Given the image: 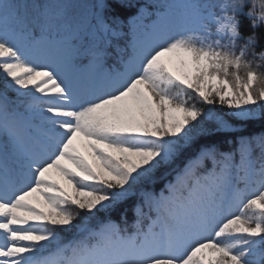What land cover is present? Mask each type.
Returning a JSON list of instances; mask_svg holds the SVG:
<instances>
[{
    "label": "snow or ice",
    "instance_id": "snow-or-ice-1",
    "mask_svg": "<svg viewBox=\"0 0 264 264\" xmlns=\"http://www.w3.org/2000/svg\"><path fill=\"white\" fill-rule=\"evenodd\" d=\"M0 76V264H264V0H0Z\"/></svg>",
    "mask_w": 264,
    "mask_h": 264
},
{
    "label": "trees",
    "instance_id": "trees-1",
    "mask_svg": "<svg viewBox=\"0 0 264 264\" xmlns=\"http://www.w3.org/2000/svg\"><path fill=\"white\" fill-rule=\"evenodd\" d=\"M2 85H3V78L2 76H0V87H2ZM246 127L248 131H252V132H259L261 130H264V119L251 120L247 123ZM219 138L222 140L223 136H219ZM165 171L170 172V169L168 170L161 169L157 173V181L155 185H152V187H154L156 190H159L160 188H162L163 185L166 183V181L172 179V175H174V174L164 175ZM136 199H138V197L131 198L128 201H126L124 204H121L118 206L119 209H123L125 207L129 209L127 213L129 223H131L132 220L134 219L133 213L131 211V205L136 201ZM100 215L104 216L106 214L100 213ZM112 218L119 220V211L112 213ZM71 235H72L71 233H65V236L68 238H70Z\"/></svg>",
    "mask_w": 264,
    "mask_h": 264
},
{
    "label": "rangeland",
    "instance_id": "rangeland-1",
    "mask_svg": "<svg viewBox=\"0 0 264 264\" xmlns=\"http://www.w3.org/2000/svg\"><path fill=\"white\" fill-rule=\"evenodd\" d=\"M195 102V101H194ZM214 111L219 116H225L226 118L231 115L226 106L216 105Z\"/></svg>",
    "mask_w": 264,
    "mask_h": 264
}]
</instances>
